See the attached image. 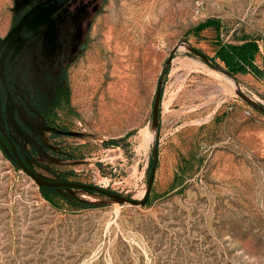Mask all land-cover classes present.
<instances>
[{
	"label": "rangeland",
	"instance_id": "obj_1",
	"mask_svg": "<svg viewBox=\"0 0 264 264\" xmlns=\"http://www.w3.org/2000/svg\"><path fill=\"white\" fill-rule=\"evenodd\" d=\"M37 1L0 0V40ZM207 19L218 28L192 33ZM247 40L260 76L234 80L190 50L211 58ZM19 49L37 65L68 61L69 102L58 109L68 130L33 127L38 156L8 108L37 177L146 200L61 187L89 207L52 206L0 149V264H264V112L238 95L264 107V0H81L30 39L20 33L6 53Z\"/></svg>",
	"mask_w": 264,
	"mask_h": 264
},
{
	"label": "flooded vegetation",
	"instance_id": "obj_2",
	"mask_svg": "<svg viewBox=\"0 0 264 264\" xmlns=\"http://www.w3.org/2000/svg\"><path fill=\"white\" fill-rule=\"evenodd\" d=\"M43 1L45 0H39L29 5L22 13L21 18L35 5ZM80 1L81 0H65L64 2L55 1L50 5L34 11L28 20L29 22L32 19L34 20L35 16L38 14L51 12L47 19L38 25L30 34L26 35L27 40L36 33L42 24L47 21L56 10L61 9L68 4H77ZM19 21H17V23ZM17 23H15L9 31ZM25 28L26 27H24L23 30H25ZM16 37L17 36L5 42L0 48V59L1 56H4L2 72L7 84L6 88L0 76V149L3 150L4 153L7 152L17 166L20 167L19 162L13 153V150H15L22 165L36 175L34 165L25 160L27 154L31 153L27 152L21 143L15 139V132L12 128V122L9 119L8 108L14 105L12 110L13 124H15L34 143V145L31 146V152H33L32 156H38V148L36 145L39 144L44 147V143L42 142L40 135L35 134L32 131L34 130L33 127L42 126L52 134L61 132L60 130H68L66 126H63L62 122H58L56 126H50L46 120L47 89L53 86L59 87L60 84H62V78H64L65 72L67 71L68 61L66 57H58L52 63H42L37 65L34 62H31L30 59L24 57L20 58L18 52L23 46L12 57H10L7 55L6 50ZM3 38L0 40V43ZM57 81L60 83H57Z\"/></svg>",
	"mask_w": 264,
	"mask_h": 264
},
{
	"label": "trees",
	"instance_id": "obj_3",
	"mask_svg": "<svg viewBox=\"0 0 264 264\" xmlns=\"http://www.w3.org/2000/svg\"><path fill=\"white\" fill-rule=\"evenodd\" d=\"M218 21L213 19H207L201 23H199L196 28H194L192 33H198L200 30L214 26L215 29L218 28ZM258 52L257 44L254 40H247L244 43L238 45V44H222L220 45L216 51L214 57L209 58V60L214 64V68L218 67L214 62L215 59L221 60L225 67L224 70L227 71L228 76L231 78H234V75L236 73H246V72H252L255 75H262V69L257 66L254 62L255 56ZM62 84L60 86H53L51 88L47 89L46 94V104H47V123L50 126H56L59 122L58 118V109L63 108L64 106L68 105V84H67V74L65 72L64 78H62ZM59 81H57L58 83ZM60 83V82H59ZM62 122V121H61ZM57 133V132H56ZM62 133V132H59ZM114 141H111L113 143ZM5 155L8 157V159L14 164L16 167L17 164L13 159L10 157V155L5 152ZM46 181H52V182H74V181H68L67 179H62L60 177V180H46ZM40 191L42 196L52 205L55 207H59L60 203L67 201L68 204L71 207H74L75 209H84L89 207L88 203L76 200L73 195L64 194L62 192H59V188H70L67 186H59L54 187L50 185H41Z\"/></svg>",
	"mask_w": 264,
	"mask_h": 264
},
{
	"label": "water",
	"instance_id": "obj_4",
	"mask_svg": "<svg viewBox=\"0 0 264 264\" xmlns=\"http://www.w3.org/2000/svg\"><path fill=\"white\" fill-rule=\"evenodd\" d=\"M55 1L64 2L65 0H45L43 2H39L31 10H29L21 18V20L8 32V34L1 41L0 48L3 46V44L5 42L13 39L15 36H18L23 31L26 32V35L30 34L38 25H40L45 19H47V17L49 16V14H50L51 11L50 12H46L45 14H38V15H36L35 18H34V20L29 24L28 23L29 22L28 20H29L30 16L33 14V12L36 11V10H38V9H40V8L45 7L47 5H50L51 3L55 2ZM24 27H26L25 30H23ZM190 50L193 53H195L197 56H199L202 60H204L207 64H209L212 67L214 66V64L209 60V58L205 54H203L202 52L194 49L192 46H190ZM171 58L172 57L170 55L168 57V59H167V64L170 63ZM3 59H4V56H1V59H0V76L2 78V81H3L4 85L7 88V84L5 82V79H4V76H3V72H2ZM165 68H163L161 70V73H160V76H159V79H158V83H157V87H156V91H155V95H154V99H153V104H152L151 120H152V124L154 126L157 125L158 119H159V107H160V98H161V85H162V80H163ZM216 68L218 70H220L222 73L228 75L227 71L224 70L223 68H219V67H216ZM238 95L248 105H250L253 108H256V109H258V110H260L262 112H264V107L260 106L256 101H254L253 99H251L250 97H248L242 91H238ZM13 153H14L15 157L17 158L18 162H19L20 168L30 178H32L33 181L38 186H41V185H50V186H54V187L67 186V187L83 188V189H88V190H94V191H98V192H103V193H105V194H107V195H109L111 197H115L116 199H118L121 202H130L132 204H141V205L145 203L146 197L143 198L140 201H134V200H130V199L126 198L125 196H122V195H119V194H116V193L106 192V191H104V190H102V189H100V188H98L96 186H93V185H88V184H83V183H77V182H52V181L40 180L34 173H32L31 171H29L24 165H22V163L20 162V160H19V158H18L15 150H13ZM157 157H158L157 142H155V144L153 146V151H152V169H151L150 178H149V181H148V192L151 189L152 182H153V178H154V175H155L156 166H157Z\"/></svg>",
	"mask_w": 264,
	"mask_h": 264
}]
</instances>
